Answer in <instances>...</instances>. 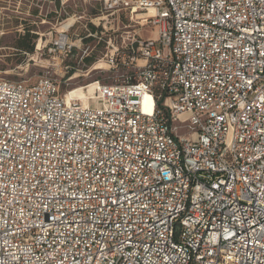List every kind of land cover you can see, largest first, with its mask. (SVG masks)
I'll return each mask as SVG.
<instances>
[{"label": "built area", "instance_id": "2783aa9c", "mask_svg": "<svg viewBox=\"0 0 264 264\" xmlns=\"http://www.w3.org/2000/svg\"><path fill=\"white\" fill-rule=\"evenodd\" d=\"M99 1L156 36L86 101L0 78V264H264V0Z\"/></svg>", "mask_w": 264, "mask_h": 264}, {"label": "rangeland", "instance_id": "374dc122", "mask_svg": "<svg viewBox=\"0 0 264 264\" xmlns=\"http://www.w3.org/2000/svg\"><path fill=\"white\" fill-rule=\"evenodd\" d=\"M99 5V0H0V78L33 82L39 76H52L66 91L77 90L95 78L120 77L127 67L109 68L110 53L125 45L129 31L154 37L156 28L136 24V14L124 10L94 16ZM73 14L81 17L73 22ZM27 29L32 35V51L18 46L27 42L23 38ZM61 30L74 43L68 54L53 51L51 46ZM89 33L92 35L86 37ZM65 65H70L69 71Z\"/></svg>", "mask_w": 264, "mask_h": 264}, {"label": "bare ground", "instance_id": "6f19581e", "mask_svg": "<svg viewBox=\"0 0 264 264\" xmlns=\"http://www.w3.org/2000/svg\"><path fill=\"white\" fill-rule=\"evenodd\" d=\"M137 15L141 16L139 14H137ZM149 15H151V13H149ZM61 31H63V30H61ZM155 34H156V32H155ZM98 68H100V67H98ZM95 85H96V83L91 81L87 85H84V86L80 87L77 90H70L69 89L66 92V97L67 98H81L83 101H86L87 96L91 93V91L95 87ZM148 99H149L148 96L144 97V99H143V107H144L145 110L150 111V108H149L150 107V100H148Z\"/></svg>", "mask_w": 264, "mask_h": 264}, {"label": "trees", "instance_id": "16d2710c", "mask_svg": "<svg viewBox=\"0 0 264 264\" xmlns=\"http://www.w3.org/2000/svg\"><path fill=\"white\" fill-rule=\"evenodd\" d=\"M91 29H94V26L91 25ZM26 35L23 36V38H26L27 39V42L26 43H18V46L20 48H23L24 50L26 51H32L33 50V43H31V41L29 40L31 38L32 35L29 34V29H27L26 31ZM87 61H91V59L89 58H86Z\"/></svg>", "mask_w": 264, "mask_h": 264}]
</instances>
